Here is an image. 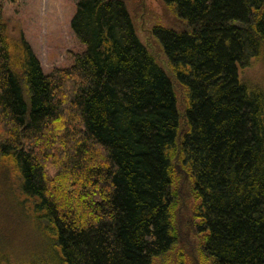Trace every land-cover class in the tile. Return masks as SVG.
Wrapping results in <instances>:
<instances>
[{"label": "trees", "instance_id": "trees-1", "mask_svg": "<svg viewBox=\"0 0 264 264\" xmlns=\"http://www.w3.org/2000/svg\"><path fill=\"white\" fill-rule=\"evenodd\" d=\"M162 1L181 22L151 31L166 69L126 0H78L85 50L49 74L25 43L14 69L0 4V167L53 246L40 264H170L191 233L195 264H264V92L239 78L264 0Z\"/></svg>", "mask_w": 264, "mask_h": 264}, {"label": "rangeland", "instance_id": "rangeland-1", "mask_svg": "<svg viewBox=\"0 0 264 264\" xmlns=\"http://www.w3.org/2000/svg\"><path fill=\"white\" fill-rule=\"evenodd\" d=\"M78 0H0L3 6V33L10 45L14 69L22 73L23 44H27L38 60L42 72L67 68L74 56L85 47L71 30ZM127 10L136 34L156 61L166 69V59L151 31L155 26L180 27L172 8L162 0H126ZM239 78L249 87L264 92V54L250 58L239 68ZM178 98L182 91L176 90ZM20 181L13 168L0 167V254L2 264H40L47 249L41 229L43 222L33 216V201L20 191ZM190 217V214H188ZM198 236L189 234L167 255L170 264H195ZM47 244L49 246H47ZM52 256V257H51ZM50 262L53 252L50 255ZM153 264H161L155 259Z\"/></svg>", "mask_w": 264, "mask_h": 264}]
</instances>
